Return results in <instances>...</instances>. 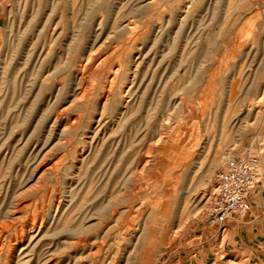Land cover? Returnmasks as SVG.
I'll return each instance as SVG.
<instances>
[{
  "label": "rangeland",
  "instance_id": "rangeland-1",
  "mask_svg": "<svg viewBox=\"0 0 264 264\" xmlns=\"http://www.w3.org/2000/svg\"><path fill=\"white\" fill-rule=\"evenodd\" d=\"M250 146L264 0H0V264H264L202 211Z\"/></svg>",
  "mask_w": 264,
  "mask_h": 264
},
{
  "label": "built area",
  "instance_id": "built-area-1",
  "mask_svg": "<svg viewBox=\"0 0 264 264\" xmlns=\"http://www.w3.org/2000/svg\"><path fill=\"white\" fill-rule=\"evenodd\" d=\"M263 183L264 166L252 146L243 153L235 148L227 150L202 208L208 225L222 229L228 220L246 219L252 210L250 194L257 184Z\"/></svg>",
  "mask_w": 264,
  "mask_h": 264
},
{
  "label": "crops",
  "instance_id": "crops-1",
  "mask_svg": "<svg viewBox=\"0 0 264 264\" xmlns=\"http://www.w3.org/2000/svg\"><path fill=\"white\" fill-rule=\"evenodd\" d=\"M249 201L252 206L250 215L244 220H228L221 230L231 237L238 253L249 252L258 259L257 256L264 255V183L257 184L250 194ZM214 237L217 236H206L204 242ZM218 239L217 237L216 241Z\"/></svg>",
  "mask_w": 264,
  "mask_h": 264
},
{
  "label": "bare ground",
  "instance_id": "bare-ground-1",
  "mask_svg": "<svg viewBox=\"0 0 264 264\" xmlns=\"http://www.w3.org/2000/svg\"><path fill=\"white\" fill-rule=\"evenodd\" d=\"M106 96H107V95H106ZM147 156H148V155H147ZM205 199H206V194H205ZM205 199H204V200H205ZM192 200H193V199H192ZM19 208H20V206H19ZM36 223H38V222H36ZM35 225H36V224H35ZM16 246H17V245H16ZM95 247H96V246H95ZM12 258H13V256H12Z\"/></svg>",
  "mask_w": 264,
  "mask_h": 264
}]
</instances>
